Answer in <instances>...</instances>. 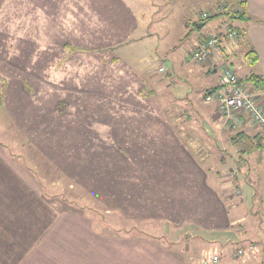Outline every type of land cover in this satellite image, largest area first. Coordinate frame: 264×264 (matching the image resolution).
I'll return each instance as SVG.
<instances>
[{"label": "rangeland", "instance_id": "rangeland-1", "mask_svg": "<svg viewBox=\"0 0 264 264\" xmlns=\"http://www.w3.org/2000/svg\"><path fill=\"white\" fill-rule=\"evenodd\" d=\"M75 2L0 0V141L44 183L48 196L61 200L64 217L91 219L94 232H151L156 236L165 233L163 244H177L178 252L193 249L189 256H178L191 264H213L215 259H221L219 264H264V144L259 150L245 151L246 146L238 150L232 141L238 133L255 137L262 131L246 116L234 128L233 123H226L217 104L205 101L204 95L218 88L219 72L213 74L195 62L193 41L209 33L215 23L225 22L212 19L202 29L186 27L188 23H198L203 12L225 0L129 2L139 19V27L130 39L94 24L89 18L92 12L80 9L85 0H78L77 7L70 10ZM224 17L226 23L239 28L238 19L226 14ZM239 29L240 38L244 33ZM107 36L112 38L110 42ZM238 39L230 42V50L241 42ZM134 41L137 42L130 45ZM246 51L243 45L238 46L220 62L232 64L248 87L244 69L260 74L257 67L250 68L244 62ZM161 66L168 71L160 73ZM120 94L124 97L120 98ZM128 101L139 105V110L154 106L159 117L155 119L169 124L171 135L206 167L210 183L227 202L234 223L220 241L221 249L217 250V246L203 256L204 246H198L196 236L187 238L182 232V238L176 231H165L160 222L135 221L134 212L132 216V211H117L122 205L118 203L116 184L105 187L102 198L108 203L75 186L64 175V168L69 169L70 164L65 165L59 157L66 150L62 141L71 134L70 108L77 112L72 116L78 114L83 125L87 118L98 121L92 130L78 128L79 132L89 131L87 135L111 140L108 128L101 126L102 109L118 104L125 110ZM126 110H130L128 116L134 115L132 109ZM247 124L253 129L250 133L245 131ZM224 148L232 149L227 151L228 159L223 157ZM91 182L101 184L96 179ZM199 211L213 216V209L201 207ZM101 218L106 220L104 225ZM87 226L79 224L78 231H88ZM240 249L245 255L235 257Z\"/></svg>", "mask_w": 264, "mask_h": 264}, {"label": "crops", "instance_id": "crops-1", "mask_svg": "<svg viewBox=\"0 0 264 264\" xmlns=\"http://www.w3.org/2000/svg\"><path fill=\"white\" fill-rule=\"evenodd\" d=\"M70 1H76L70 6L72 10L74 6L77 7L78 0ZM85 2L91 3V6L85 3L80 9H89L92 12L87 11L91 13L89 18L106 32L122 34L123 39L129 36L130 39L137 31L139 19L129 4L135 3V0ZM223 5H227L228 9L217 14V9ZM203 13L217 14L213 20L225 22V25L215 23L205 36L233 28L224 20L225 14L239 20V28L244 35L241 37L240 34V44L231 50V41H224L212 68L211 65L202 67L216 74L214 66L225 60L228 51L232 53L243 45L247 50L244 62L250 68L257 67L264 81V0H225ZM205 24L199 19L198 23H188L186 27L192 25L202 29ZM239 28L234 29L240 33ZM205 36L195 37L193 45L197 48ZM110 39L107 36L108 42ZM252 50L258 57L253 67L246 62L245 57ZM230 66L234 69L232 64ZM161 68H164L163 72H160ZM167 71L164 66L159 68L160 73ZM244 71L248 79L251 73ZM167 79L170 77L167 76ZM258 93L262 94L264 104V92ZM127 103L124 107L132 109L133 116H128L127 111L130 110L125 108V111L118 104L102 109L104 117L101 126L108 128L111 140L99 135H87L89 131L79 132L78 128L92 130L97 120L94 117L87 118V123L83 125L78 120L81 117L78 114L72 116L76 111L70 108L71 134L64 138L63 144L60 143L66 150L61 152V157L57 155L62 163L70 164L69 169L64 168V175L75 186H81L101 198L106 185L111 187L116 184L119 196L122 195V199L118 196V203L122 206L117 211H132V216L134 212V218H140L135 221H147L150 224L160 222L165 231H176L182 238L196 236L200 241L198 246H204L201 250L203 256L217 246L220 247L217 250L221 249L223 244L220 241L227 237L234 223L227 202L221 199L217 187L211 185L206 167L197 162L187 148L171 135L167 126L169 124L155 119L158 110L154 106L139 110L136 109L139 105L130 101ZM56 111L60 115V111ZM72 129L75 130L73 135ZM245 131H253L252 126L247 124ZM224 149L223 157L225 155L227 158L232 149ZM57 163L61 168V163ZM77 168L84 173L79 175ZM93 179L101 184L91 182ZM96 185L99 187L96 188ZM45 187L21 158L10 153L0 141V264H191L192 261L180 260L178 256L183 253L189 256L193 249L186 248L178 252L177 244L172 242V247L163 244V237L167 236L165 233L157 234L158 237L151 235V232H94L91 219L64 217L61 200L56 195H53L56 199L48 196ZM101 200L110 203L107 199ZM201 207L213 209V216L200 212ZM105 221L101 218V225ZM83 223L88 224L86 232L78 231L79 224ZM181 237H177L178 240Z\"/></svg>", "mask_w": 264, "mask_h": 264}, {"label": "built area", "instance_id": "built-area-1", "mask_svg": "<svg viewBox=\"0 0 264 264\" xmlns=\"http://www.w3.org/2000/svg\"><path fill=\"white\" fill-rule=\"evenodd\" d=\"M227 9L228 6L223 5L216 12L222 13ZM210 16V13H202L200 22L206 21ZM238 38L239 31L234 28H227L226 31L221 33H212L201 40L200 45L192 52V58L198 64L212 65L216 61V55L222 43L224 41H236ZM216 70L219 72V88L208 93L205 101L217 104V108L226 123H233L234 128L242 124L246 116L264 133L262 94L249 92L230 65L220 62L216 65ZM160 71L163 72L164 68H161ZM235 175L234 173L233 176ZM234 255L240 258L245 255V252L240 249ZM213 263H218V260H213Z\"/></svg>", "mask_w": 264, "mask_h": 264}, {"label": "trees", "instance_id": "trees-1", "mask_svg": "<svg viewBox=\"0 0 264 264\" xmlns=\"http://www.w3.org/2000/svg\"><path fill=\"white\" fill-rule=\"evenodd\" d=\"M210 14H211V16L209 17V19L204 21V23H207L208 21L214 19L217 14H221V13H217V14H213V15H212V13H210ZM246 59H247V62L250 66L253 67L254 65H256V62L258 60L256 52L254 50L248 52L246 54ZM240 81H241V83L244 84L243 80L240 79ZM247 81L249 83V86L246 87V89L249 92H264V81L261 78V76L251 74L248 77ZM217 89H214L213 91H210V92H214ZM210 92H208V93H210ZM208 93H206L204 95V98L206 97V95ZM1 96H2V94L0 92V97ZM232 141L234 143V146H236L237 149L240 148L242 145H244V146H246L245 151H252V150H256V149L259 150L260 148H262V145L264 144V133L260 132V134L256 135L255 137H251V136L244 135L241 132V133H238L236 136H234L232 138ZM253 188H255V187H253ZM255 204H256V202H255Z\"/></svg>", "mask_w": 264, "mask_h": 264}, {"label": "water", "instance_id": "water-1", "mask_svg": "<svg viewBox=\"0 0 264 264\" xmlns=\"http://www.w3.org/2000/svg\"><path fill=\"white\" fill-rule=\"evenodd\" d=\"M199 27L201 28V27H203L202 25H199Z\"/></svg>", "mask_w": 264, "mask_h": 264}]
</instances>
